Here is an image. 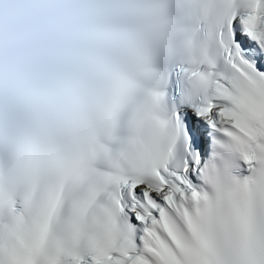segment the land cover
<instances>
[{
  "label": "snow or ice",
  "instance_id": "obj_1",
  "mask_svg": "<svg viewBox=\"0 0 264 264\" xmlns=\"http://www.w3.org/2000/svg\"><path fill=\"white\" fill-rule=\"evenodd\" d=\"M0 264H264V0H0Z\"/></svg>",
  "mask_w": 264,
  "mask_h": 264
}]
</instances>
